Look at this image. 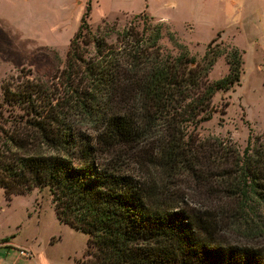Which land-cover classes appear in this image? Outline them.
<instances>
[{
  "label": "trees",
  "instance_id": "trees-1",
  "mask_svg": "<svg viewBox=\"0 0 264 264\" xmlns=\"http://www.w3.org/2000/svg\"><path fill=\"white\" fill-rule=\"evenodd\" d=\"M90 10L89 3L51 82L18 77L2 86L0 188L6 199L47 189L59 222L88 235L89 264H264V246L216 241L200 213L182 207L163 186L158 196L121 159L106 158L158 134L157 165L210 170L215 158L201 157L210 149L192 146L182 129L212 118L214 95L240 81L243 51L224 46L218 33L199 61L177 41L180 53L164 54L161 25L141 35L127 29L109 43L99 27L92 29ZM223 55L229 73L211 81ZM230 156L228 168L217 172L228 198L237 211L264 212V136L251 134L243 153L235 161Z\"/></svg>",
  "mask_w": 264,
  "mask_h": 264
},
{
  "label": "rangeland",
  "instance_id": "rangeland-1",
  "mask_svg": "<svg viewBox=\"0 0 264 264\" xmlns=\"http://www.w3.org/2000/svg\"><path fill=\"white\" fill-rule=\"evenodd\" d=\"M99 1L100 6L93 13L91 11L89 22L94 31L99 27L101 33L107 34L109 43H116L127 29L138 30L141 35L144 28L161 25L159 44L162 53L178 55L177 41L199 61L208 43L218 34L209 32L207 24L203 23L190 33L145 13L114 17L111 14L109 19H103L106 13L109 14V2ZM201 2L213 9L209 12L213 22L219 17L218 23L224 29V34L219 32L223 45L236 46L243 51L240 81L214 95L212 118L198 127L188 125L182 129L186 139H191L192 146L200 144L210 151L214 148V154L201 152L202 158L209 157L211 161L215 158L211 163L214 170L211 165L210 170L197 166L189 173L160 167L155 163L159 159L154 150L158 134L132 149L121 146L106 158L121 159L125 170L147 183L158 196H161L163 186L164 192L178 198L182 207L200 213L216 241L262 247L263 210L259 209L255 214L249 209L237 211L217 172L228 168L227 152L234 160V155L242 154L247 147L251 134L264 136V0ZM89 3L91 0H83L82 4L76 0H19L17 3L0 0V106L4 103L2 86L11 79L52 81L55 73L65 65L70 41ZM228 73L229 65L223 55L210 71L209 79L216 81ZM88 131L95 135L93 130ZM186 148L185 155L190 147L186 145ZM193 149L197 156L196 148ZM87 238L85 233L59 222L47 189H34L9 201L0 188V264H89ZM20 249H26L31 257L21 255Z\"/></svg>",
  "mask_w": 264,
  "mask_h": 264
},
{
  "label": "crops",
  "instance_id": "crops-1",
  "mask_svg": "<svg viewBox=\"0 0 264 264\" xmlns=\"http://www.w3.org/2000/svg\"><path fill=\"white\" fill-rule=\"evenodd\" d=\"M16 3L19 0H15ZM29 1V0H22ZM202 0H108L109 14L106 13L103 19H109L120 14H147L156 20L165 21L178 25L181 28L192 33L201 23L207 24L209 32L223 33L222 25L218 23L219 17L213 22L212 15H209L213 9L208 8L207 3L203 5ZM206 1V0H205ZM77 3H83V0H76ZM23 4V3H21ZM90 14L95 8L100 6L99 0H91ZM103 21V20H102ZM220 25V26H219ZM186 27V28H185ZM212 38L214 36H211ZM8 245V244H7Z\"/></svg>",
  "mask_w": 264,
  "mask_h": 264
},
{
  "label": "built area",
  "instance_id": "built-area-1",
  "mask_svg": "<svg viewBox=\"0 0 264 264\" xmlns=\"http://www.w3.org/2000/svg\"><path fill=\"white\" fill-rule=\"evenodd\" d=\"M19 251L21 255L31 257L30 252H28L26 249H20Z\"/></svg>",
  "mask_w": 264,
  "mask_h": 264
}]
</instances>
